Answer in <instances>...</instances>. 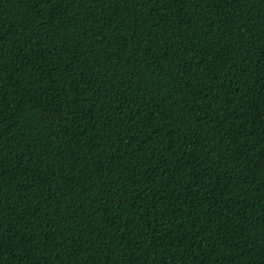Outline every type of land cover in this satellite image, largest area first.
I'll return each instance as SVG.
<instances>
[{"label":"trees","instance_id":"16d2710c","mask_svg":"<svg viewBox=\"0 0 264 264\" xmlns=\"http://www.w3.org/2000/svg\"><path fill=\"white\" fill-rule=\"evenodd\" d=\"M0 264H264V0H0Z\"/></svg>","mask_w":264,"mask_h":264}]
</instances>
